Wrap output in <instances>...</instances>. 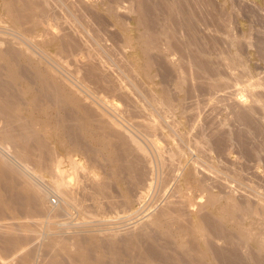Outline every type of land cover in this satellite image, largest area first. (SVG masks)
I'll use <instances>...</instances> for the list:
<instances>
[{"label":"bare ground","instance_id":"6f19581e","mask_svg":"<svg viewBox=\"0 0 264 264\" xmlns=\"http://www.w3.org/2000/svg\"><path fill=\"white\" fill-rule=\"evenodd\" d=\"M53 1L64 20L0 0V264H264V38L234 33L235 0L211 31L183 4L132 0L127 23L121 0H91L112 46L85 0ZM70 62L93 95L56 71ZM199 90L217 121L190 135Z\"/></svg>","mask_w":264,"mask_h":264},{"label":"rangeland","instance_id":"374dc122","mask_svg":"<svg viewBox=\"0 0 264 264\" xmlns=\"http://www.w3.org/2000/svg\"><path fill=\"white\" fill-rule=\"evenodd\" d=\"M48 1L50 3V6H52L51 7L52 12L55 15H58L59 18H61L62 20H64V18L66 16L65 15L66 14L65 8L64 7H61V6H58L55 3V1H53V0H48ZM85 1L86 2L84 4L83 10H82L83 11V13H82V15H83L82 20L84 22H86L87 24H89L98 33V35L101 36V38H103L104 43H105L106 46H112V44L114 43V41H119L121 39V35L117 31V29L113 26L111 20L103 12H101V11L100 12H96L95 10H93L92 7H91V5H90L91 0H85ZM158 1H159V8H163L164 6L162 7V5L163 4L165 5V4L169 3V2H175V3H178V4H183L184 8L191 14V16L193 17L194 20H196V21L197 20H199V21L202 20V22H206L207 23V24H198V25L201 26V28L206 27L209 31L213 30L214 27H215V25L213 24V22L210 20V15L209 14H212L213 12H217L218 10H219V13H222V11H224V10H221L222 9V6H221L222 0H209V1L206 0L207 2L204 1V0H200V1L199 0H173V1L172 0H169V1L168 0H161V1L158 0ZM211 1H212V3H211ZM131 2H132V0H121L120 7H119L120 15H125V17L122 16V19L124 21L126 19L125 22H127V23H132L133 22L132 15L130 13H127V11H126V7L127 6H130ZM262 2H263V0H243V1L242 0H235V10H234L235 13L233 14V16L231 18V20H232L231 22H234V23H231L234 33L239 34L242 31L244 25L251 24L254 27V29H253L254 30L253 31L254 35L255 36H259L260 35L261 37L264 38V7L261 9V8H259L257 6L258 3H262ZM192 3H194V4L192 5ZM206 3H208V4H206ZM238 4H240V5L238 6ZM247 4H249V7H248ZM216 5H218V6H216ZM236 9L237 10L239 9V11H237ZM250 9H252V10H250ZM255 9H256V11H255ZM198 10H199V13H200V14L198 13L199 15L197 14ZM92 11H94V12H92ZM90 13H92V14H90ZM94 13H95V15H94ZM248 13H250V14H248ZM248 15H251V17L248 16ZM87 17H88V19H87ZM100 17H101V19H100ZM206 18H207V20H206ZM67 24L68 23H66V25ZM180 28H182V26H180ZM198 29L200 31L202 30L200 28H198ZM260 31H263V33L261 34ZM105 32L107 34H105ZM109 34H111V35L109 36ZM78 36H79L78 38H79V40H80L81 43L84 42V44H86L87 46L90 45L91 42L87 38L88 37L87 34H80ZM88 42H90V43L87 44ZM244 49H246V48L244 47L242 50H244ZM246 52H247L246 50L243 51V53H246ZM103 61H106L105 58H103ZM74 64L75 63H73V62H70V64L66 63V64H60V65L59 64L57 65V63H56L55 64V66H56L55 68H57L56 69L57 72H60V73L64 74L67 77V79H69L70 75L73 73V66H74ZM68 65H70V66H68ZM62 66H63V68H62ZM252 66H254V67L257 66L256 67L257 68V71H261V70L264 69V64H261L260 62H257V63L256 62L255 63L252 62ZM67 68H69V69H67ZM112 72H114V71L112 70ZM261 73H262L261 75L264 76V70ZM113 74H114V76L116 75L115 72ZM72 77L69 80H71V79L74 80L72 82H74L76 85H78L79 91H81V93L83 91L84 94H87L88 95V92L89 91L87 92V90H89L90 88H88V89L85 88L86 89L85 90L84 87L79 86V84L77 83L76 79H74V77L73 78ZM233 89H234V87L233 88L231 87L230 89H227V90H225L223 92H219V94L220 93H222V94L223 93L224 94L226 93L227 94L229 90L230 91H233ZM129 92L131 93L132 98L135 97L133 99H137V95H135V94L132 95V93L134 92L133 89H130ZM202 92L203 91L197 92L193 96V98L196 97V99H194L192 101L191 99H193V98H190V99H188V101L186 103L187 105H191L193 108L196 106L195 104H198L197 107L199 108V112H198V108L196 110L194 109L195 112H198V113H195L194 110L191 111V112L190 111H187V113H186L187 114L186 116L188 117V119H190V121L193 123L192 124L193 125V128H190V130H189V131L192 132V134H191V132H189L190 135H193L195 133L194 131H196V129H198L199 126H200V125L199 126L197 125L198 126L197 127V126H195V124H199L201 122V124L203 123L204 126L205 125L206 126L208 125V127H209V124H207V123H209V122L210 123H213V122L216 123V121H217V119L214 118L216 114L214 112H212L211 102H208V101L206 102L205 101L208 98L207 95H206V93L204 92L202 96L199 95L200 93L202 94ZM89 93L91 95H93L91 93V91ZM101 94L102 93L98 94L97 96H100ZM197 96H199L198 99H197ZM216 96H219V95L217 94ZM203 101H205V102H203ZM115 102H117V103H115ZM120 102L121 101L118 100V98L112 97V98H110L109 103H103L102 102L103 104L102 103L101 104L103 106L105 105L104 106L105 108L109 105L107 108H108L109 111H111L114 108H116V106H117V108H120L122 106V102L121 103ZM119 104H121L120 107H118ZM209 112H210V114H209ZM194 113H195L196 116L194 115ZM198 114H199V117L197 116ZM204 115H206V116H204ZM195 117H196V119H195ZM203 117H204V119H203ZM197 118L199 120V123H198ZM214 119H215V121H214ZM193 120H194V122H193ZM209 120H211V121H209ZM208 127H206V129H208ZM238 157L239 156H237L236 153H233V154H231V157L230 158L231 159H234V160H236V159L238 160ZM230 158H228V159L230 160ZM260 171L257 173L258 175L256 174L257 177H259V175H261V174L264 175V171H261V172ZM259 173H261V174H259ZM263 175H261L259 178H261ZM249 177L251 179L252 178L253 179H257L255 176L253 177L252 175H249ZM240 192L242 194L243 191H240ZM52 201L54 202V198H52ZM145 213L146 212H144L143 214H145ZM141 216L139 218H141ZM137 218H138V216H137ZM137 218L128 220V221H126L124 223H121V224L119 223L117 225L118 226L121 225V227H120L121 228V231H125V230H128V229H131L132 225H135L138 222L139 218L138 219ZM136 219H137V222H136ZM143 219H145V218H142V220ZM139 221H141V219Z\"/></svg>","mask_w":264,"mask_h":264}]
</instances>
